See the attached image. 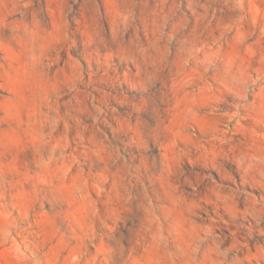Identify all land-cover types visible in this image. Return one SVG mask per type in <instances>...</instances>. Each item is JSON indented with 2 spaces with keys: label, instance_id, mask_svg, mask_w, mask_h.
Masks as SVG:
<instances>
[{
  "label": "rangeland",
  "instance_id": "1",
  "mask_svg": "<svg viewBox=\"0 0 264 264\" xmlns=\"http://www.w3.org/2000/svg\"><path fill=\"white\" fill-rule=\"evenodd\" d=\"M0 264H264V0H0Z\"/></svg>",
  "mask_w": 264,
  "mask_h": 264
}]
</instances>
